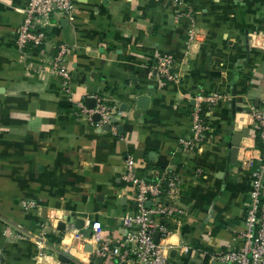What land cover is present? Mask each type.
Masks as SVG:
<instances>
[{
	"label": "crops",
	"instance_id": "1",
	"mask_svg": "<svg viewBox=\"0 0 264 264\" xmlns=\"http://www.w3.org/2000/svg\"><path fill=\"white\" fill-rule=\"evenodd\" d=\"M26 3L0 0V248L6 262L59 264L64 250L53 255L46 246L63 243L80 254L59 229L75 216L100 220L105 239L123 241L121 219L136 208L122 178L131 156L139 177L169 168L182 179L177 202L184 213L169 220L173 232L165 240L171 263L232 264L218 255L242 244L252 171L261 164L251 112L264 97V0H76L72 19L53 14L51 26L41 27L50 34L32 54L15 42ZM192 25L199 36L188 44ZM60 43L70 47L68 89L49 68ZM164 54L181 69L177 83L156 71ZM209 94L220 98L206 112L208 138L185 152L179 139L191 131V108ZM139 95L151 98L148 109H137ZM89 97L108 100L115 119L110 130L78 110ZM232 126L249 127L250 134L229 165Z\"/></svg>",
	"mask_w": 264,
	"mask_h": 264
},
{
	"label": "built area",
	"instance_id": "2",
	"mask_svg": "<svg viewBox=\"0 0 264 264\" xmlns=\"http://www.w3.org/2000/svg\"><path fill=\"white\" fill-rule=\"evenodd\" d=\"M75 1L27 0L23 9L24 18L16 34L15 42L18 47L25 52L28 44L44 45L48 36L39 29L51 26L50 17L53 14H63L72 19ZM198 36L199 32L196 27L194 25L189 27L188 44L194 42ZM69 51L70 47L67 43L58 44L56 54L50 59L49 66L51 71L62 79L65 89H68L70 81V73L65 64ZM178 67L176 59L171 55H158L156 58V71L166 81L173 83L180 81L182 73ZM219 98L218 94L198 97V101L191 108V131L179 139L183 151H194L207 140L210 125L206 112L212 111ZM262 102L263 105L251 112V126L254 134L257 129L260 130V137L264 145V97ZM77 108L91 122H93V115L98 114L100 119L96 122L97 124L112 125L113 109L104 97L98 98L95 108H88L83 102L77 104ZM113 131H117L116 126L113 127ZM134 163V159L129 156L122 174L123 180L132 187L134 201L137 204L134 211L127 212L121 219L123 227L126 229L123 241L112 243L105 239L103 223L98 219L84 218L83 228L91 230L90 236H85L81 229L67 223L62 240L70 235L73 247L77 251H81L80 254L72 253L74 256L72 264H94L98 258L103 259L101 264H172L169 257V246L165 244V240L173 232L169 220L184 213L183 207L177 202L182 179L179 174L169 168L162 171L155 179L139 177L136 174ZM263 198L264 151H262L260 166L252 171L251 203L245 214L244 228L240 233L242 244L238 248L229 249L218 255L222 261L235 264H264ZM148 200H151L150 207L146 205ZM32 206H36V204ZM157 233L159 234L158 240H156ZM87 244L91 246V250H86ZM46 247L53 255L58 254L60 249L71 252V249L64 243L62 247L55 244ZM182 248L188 252L191 246L184 244ZM0 264H8L2 248H0ZM59 264L64 263L59 262Z\"/></svg>",
	"mask_w": 264,
	"mask_h": 264
},
{
	"label": "water",
	"instance_id": "3",
	"mask_svg": "<svg viewBox=\"0 0 264 264\" xmlns=\"http://www.w3.org/2000/svg\"><path fill=\"white\" fill-rule=\"evenodd\" d=\"M257 102H259V98L257 97ZM150 102H151V98L148 95H139L136 99V107L137 109H148L150 106ZM86 105L88 106V108H95L97 105V99L95 97H89L86 99L85 101ZM240 111L242 109H239ZM94 119L99 120L100 116L98 114H94ZM115 119L112 118V121H114ZM104 129L110 130L111 129V125L110 124H106L104 125ZM250 134V128L249 127H244L240 130H234V127L232 126L231 130L229 131V135H230V151H229V165L230 164H234L237 161L238 158V154H239V150H240V146H241V141L243 139V137H248ZM126 200H123V203ZM126 204V203H125ZM147 207L151 206V200H148L146 203ZM134 207H137V204H134ZM70 224H72L75 228L81 229V232L85 235V236H90L91 234V230L89 228L84 229V219L81 218H77L76 216L71 219ZM67 228V223L66 222H62L59 224V229L60 230H65ZM159 238V234L157 233L156 235V240H158ZM86 250H91V246L89 244L86 245ZM74 256L64 250L63 252L59 253L58 255V260L62 261V262H66V263H71V261L73 260ZM103 259L102 258H98L97 262H95L94 264H98V263H102ZM235 264V263H232Z\"/></svg>",
	"mask_w": 264,
	"mask_h": 264
},
{
	"label": "trees",
	"instance_id": "4",
	"mask_svg": "<svg viewBox=\"0 0 264 264\" xmlns=\"http://www.w3.org/2000/svg\"><path fill=\"white\" fill-rule=\"evenodd\" d=\"M39 30L44 31L46 35L49 37L50 32L46 29L40 28ZM43 48V45L40 46H33L32 44H28L27 47L25 48V52L27 53H37L40 52L41 49ZM256 143L259 145L261 151H264V145L262 143L261 137H260V130L257 129L255 134H254ZM160 170H163L162 168ZM150 179H155V178H150ZM262 202L264 204V198L262 199Z\"/></svg>",
	"mask_w": 264,
	"mask_h": 264
},
{
	"label": "bare ground",
	"instance_id": "5",
	"mask_svg": "<svg viewBox=\"0 0 264 264\" xmlns=\"http://www.w3.org/2000/svg\"><path fill=\"white\" fill-rule=\"evenodd\" d=\"M68 236V235H67Z\"/></svg>",
	"mask_w": 264,
	"mask_h": 264
}]
</instances>
